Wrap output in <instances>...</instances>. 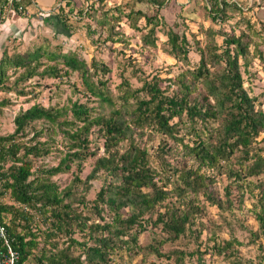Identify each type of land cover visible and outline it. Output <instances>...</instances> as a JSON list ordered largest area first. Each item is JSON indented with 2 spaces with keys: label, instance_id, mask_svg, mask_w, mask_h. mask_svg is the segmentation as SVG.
<instances>
[{
  "label": "trees",
  "instance_id": "1",
  "mask_svg": "<svg viewBox=\"0 0 264 264\" xmlns=\"http://www.w3.org/2000/svg\"><path fill=\"white\" fill-rule=\"evenodd\" d=\"M93 1L78 3L81 5L78 10L71 8L70 11L67 8L71 2L60 5L54 16L58 23L55 33L67 38L75 35L73 20L88 15ZM96 1L103 6L108 0ZM214 1L210 9L213 21L233 19L228 14L230 8L243 16L238 3ZM149 3L156 9L154 16L142 11L126 14L122 8L113 11L120 14L117 18L130 20L135 30H138V21L145 19L147 28H151L142 36V42L145 46L157 47L158 26L168 25L159 14L168 1L149 0ZM6 4L11 13L22 17L32 0H0L1 18ZM85 4L89 9H83ZM110 12V9H102L103 19H94L93 15L90 18L101 28L110 27L108 39L113 40L118 34L114 32L112 20L115 17ZM260 25V31L248 23L241 35H226L221 52L215 41L216 30L207 29L205 46L196 42L200 55L198 66L170 79L178 86L173 94L162 87V79L141 77L133 70V77L140 86L133 87L128 78H123L117 86V97H113L105 79L111 72L108 66L97 61L88 66L76 50L64 51L62 46L47 40L23 51L19 48H14L11 54L6 51L0 62V92H14L18 98H27L33 94L29 85H35V81L77 73L99 106L76 101L68 108L58 109L34 103L15 115L12 133L0 134V227L6 234V239L0 236L1 264L9 257V248L17 255L14 264H110L111 257L125 248H137L160 260L185 264L184 251L164 252L162 248L186 237L188 232L195 235L192 220L206 210V206H200L201 196L211 206L224 208L225 203L209 191L215 182L214 174H224L229 181L227 201L231 198V187L250 188L254 183L249 179L264 174V154L254 148L256 139L264 132V111L257 109V99L248 93L243 77L245 72L249 73L251 53L250 43L245 39L264 33V19ZM177 27L176 23L168 25V54L188 65L190 42L184 32L175 29ZM258 49L260 46L256 45L255 50ZM259 58L264 64L263 55L259 54ZM38 123H42L41 129L34 127ZM216 123L219 126L215 136L203 139L201 132ZM29 129L33 133L30 139ZM45 134L53 140L55 135L62 136L69 145L56 166L38 169L39 175H35L36 162L53 151L49 139L41 140ZM153 134L166 136L181 145L185 155L196 163L184 169L169 167L177 177L171 190L158 185L149 150L138 143ZM192 134L198 139L191 145L185 138ZM97 141L102 142L103 155L97 153L99 145L92 150ZM164 148L159 151L160 161H163ZM88 157H95L93 169L82 181L79 173ZM73 166L76 170L72 184L60 190L52 178L69 172ZM100 174L110 179L97 193L94 207L100 216L106 212L110 221L88 227L89 219L73 207L71 200L82 184H88ZM171 195L182 200L184 208L172 205L161 212L160 208ZM260 196V203L264 205L263 191ZM125 209L129 210L127 216ZM155 213L156 220H153ZM256 216L260 227L264 228V207ZM143 222L161 231L152 244L144 247L138 240L139 234L147 228ZM76 228H89L88 240L74 239ZM125 236L129 239H124ZM63 238L66 241L61 243ZM78 248L80 253H76ZM222 248H233V244L227 242Z\"/></svg>",
  "mask_w": 264,
  "mask_h": 264
},
{
  "label": "rangeland",
  "instance_id": "2",
  "mask_svg": "<svg viewBox=\"0 0 264 264\" xmlns=\"http://www.w3.org/2000/svg\"><path fill=\"white\" fill-rule=\"evenodd\" d=\"M92 1V0H91ZM167 5L162 9L159 17L169 26L178 25L177 31L186 35L190 42L189 64L184 65L168 54V38L166 31L168 25L158 26L157 32V47L145 46L142 42V36L148 33L149 28L146 26L145 19L138 21V30L131 27V22L125 17H119V13L114 12L115 8H122L124 13L130 11H142L147 16L156 15V9L149 3V0H108L103 6L94 0L89 2L90 11L88 15L81 19L73 20L76 27V34L71 38L63 35H58L53 31H47L42 25L37 22L30 27V30L35 31L34 37H27L18 44L16 48L23 51L27 47H37L41 45L44 40L50 41L53 45H60L64 51L76 50V53L87 61L88 66H91L93 61H97L108 66L111 72L105 76L108 80L107 87L109 88L113 97H117V86L122 82L123 78H128L133 87H139L140 83L133 77L132 71H138L141 77L152 79L158 77L162 79V87L167 89L168 94H173L177 91L175 85L170 79H175L177 76L184 73L187 69H195L200 61V55L197 50L196 42H200V46L204 47L207 43L206 30L215 29L217 36L215 41L224 49V40L226 35H241L246 31L248 23L253 25L258 31L261 30L260 22L264 19V10H261L264 5V0H233L231 3H238L239 9L242 10L243 16L236 13L230 8L228 14L233 16V19L228 21H220V19L213 21L210 15V9L214 5V0H167ZM87 4V3H86ZM83 5V9L87 10L89 7ZM4 16H12L14 13L10 12L9 6H5ZM74 7L72 9H77ZM82 8V7H81ZM80 9V8H79ZM103 11L110 9L115 19L112 20L114 32L117 33L113 40L110 36V27L101 28L96 24V20L103 19ZM95 16L94 19L90 16ZM17 16V15H16ZM24 17V16H22ZM260 36H253L245 41L250 43V55L248 57L249 73L245 72L244 86L250 96L255 97L258 110L264 111V64L259 58V54L264 57V33ZM34 39V40H33ZM118 39V40H117ZM256 45L260 49L255 50ZM243 63V61H241ZM35 85L30 86L33 91L32 96L27 98H14L2 102L0 108V134L6 135L12 133L14 130L13 120L20 109H28L34 103H39L46 108H68L71 102L90 103L92 107H98L95 97H92L83 86L82 79L77 73H69L58 79H43L35 81ZM38 83V84H37ZM201 92V89H200ZM219 123L210 126L208 131L203 130L201 137L203 139H212L215 136L216 128ZM37 129L42 128V123L36 124ZM32 138V129H29ZM186 133L185 130L181 131ZM52 144V153L38 160L35 164V175H39L38 169L53 167L60 162V158L68 149V141L64 140L62 136L55 135L54 140L45 134L41 140H47ZM198 139L194 134L187 135L185 142L193 144V140ZM142 148L149 150L151 167L157 172L156 181L159 186H164L167 190H171L174 186V181L177 177L173 176L172 168L184 169L196 164L194 160L185 155L183 147L175 144V142L166 136L155 135L145 137L143 140H138ZM164 144L167 145L164 148ZM100 148L97 151L98 155L104 154L102 142L97 141L92 145V150H96V146ZM165 149L163 152V161L159 160L161 153L160 149ZM254 148L264 154V132L256 139ZM170 151V152H169ZM95 157H88L84 161L80 178L85 181L87 176L93 169ZM72 170L66 173L59 174L53 177L57 185L61 189L72 184L74 178ZM215 182L210 185L209 191L224 204V208L220 209L217 206H211L204 196L200 197V206H206V210L199 212L192 220L196 230L194 236L189 232L187 236L182 237L174 244H166L162 251L170 252L174 250H182L187 255L185 264H264V228L260 227L257 220L256 213L260 212L262 203H260L261 191L264 194V174L259 177L249 179L253 181L250 188H238L237 185L231 187V198L227 201L226 187L229 184L226 176L214 174ZM110 179L109 176L100 174L98 177L88 184H82L78 191L73 195V207L80 211L86 218L89 219L87 225L101 224L110 221V217L104 212L102 216L98 215L94 207L97 193L105 184V181ZM169 179V180H168ZM260 185H262L260 187ZM259 186V188H257ZM68 202V201H67ZM178 206L184 208L183 201L176 196L171 197L165 201L160 208L161 212H165L167 206ZM101 208V207H100ZM124 215L127 216L129 210L125 209ZM157 214L153 216L156 220ZM103 217L105 220H103ZM148 218V217H146ZM146 231L139 234V244L147 246L154 242V239L160 236L161 231L159 227L153 226L151 223L143 222ZM135 233V230L132 231ZM130 235V234H129ZM74 239L80 242L88 240L89 228L75 229ZM129 239L128 236L123 237ZM61 243L66 241V238L60 239ZM231 242L233 248L223 250L225 243ZM129 249V250H128ZM119 250L111 257L110 264H174V260L167 261L158 259L155 255H148L145 252H140L137 248H128ZM223 252H220V251ZM81 249H77L76 253H80ZM193 254V255H192ZM238 262V263H237Z\"/></svg>",
  "mask_w": 264,
  "mask_h": 264
},
{
  "label": "crops",
  "instance_id": "3",
  "mask_svg": "<svg viewBox=\"0 0 264 264\" xmlns=\"http://www.w3.org/2000/svg\"><path fill=\"white\" fill-rule=\"evenodd\" d=\"M84 1L85 0H32V4L25 10L24 17L13 14L7 18V16H4V14H6L4 10L2 18L0 17V62L6 51L11 54L21 41L27 37H36L33 36L35 31L30 30L31 26L34 27L33 25L35 22L38 21L37 23L46 28L47 31L55 32L58 23L54 16L57 15L59 6L64 5L66 2H71L72 5L70 8H67V10L70 11L71 8L78 7V5L82 4ZM228 1L230 2L233 0ZM249 1L250 3L253 2V0ZM260 9L264 10V5ZM49 17H51L50 21ZM13 79L14 78H11L12 81ZM14 98H18L14 92H0V108L2 102L6 103L7 100Z\"/></svg>",
  "mask_w": 264,
  "mask_h": 264
},
{
  "label": "built area",
  "instance_id": "4",
  "mask_svg": "<svg viewBox=\"0 0 264 264\" xmlns=\"http://www.w3.org/2000/svg\"><path fill=\"white\" fill-rule=\"evenodd\" d=\"M0 236L3 239H6V234L4 228L0 227ZM17 258L16 253H14L10 248H9V257L4 260V264H14L15 260Z\"/></svg>",
  "mask_w": 264,
  "mask_h": 264
},
{
  "label": "water",
  "instance_id": "5",
  "mask_svg": "<svg viewBox=\"0 0 264 264\" xmlns=\"http://www.w3.org/2000/svg\"><path fill=\"white\" fill-rule=\"evenodd\" d=\"M0 264H1V260H0Z\"/></svg>",
  "mask_w": 264,
  "mask_h": 264
}]
</instances>
